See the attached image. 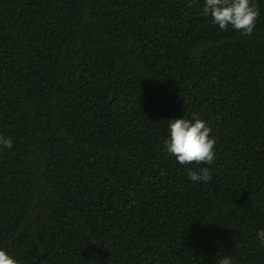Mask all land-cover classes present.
<instances>
[{"label": "trees", "instance_id": "obj_1", "mask_svg": "<svg viewBox=\"0 0 264 264\" xmlns=\"http://www.w3.org/2000/svg\"><path fill=\"white\" fill-rule=\"evenodd\" d=\"M0 0V247L19 264H264V0ZM209 122L212 180L164 148Z\"/></svg>", "mask_w": 264, "mask_h": 264}, {"label": "clouds", "instance_id": "obj_2", "mask_svg": "<svg viewBox=\"0 0 264 264\" xmlns=\"http://www.w3.org/2000/svg\"><path fill=\"white\" fill-rule=\"evenodd\" d=\"M202 14L210 17L211 22L220 30H235L245 36L251 35L256 27L259 11L253 0H203ZM167 136L164 140L165 150L180 165L203 164L195 170H188V177L193 182L207 183L212 180V165L215 157L216 138L206 120L195 113L189 118L186 114L181 118L168 119ZM13 141L10 137L0 135V150L11 149ZM256 238L264 244V229L257 230ZM0 264H19L18 258L7 249L0 247ZM218 264H234L225 255Z\"/></svg>", "mask_w": 264, "mask_h": 264}]
</instances>
